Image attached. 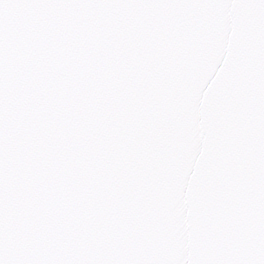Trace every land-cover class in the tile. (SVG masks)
Masks as SVG:
<instances>
[{"label":"snow or ice","instance_id":"6c2138e0","mask_svg":"<svg viewBox=\"0 0 264 264\" xmlns=\"http://www.w3.org/2000/svg\"><path fill=\"white\" fill-rule=\"evenodd\" d=\"M208 9L264 45V0H0V264H264V52L223 119L238 60L174 131L154 95L173 18Z\"/></svg>","mask_w":264,"mask_h":264},{"label":"water","instance_id":"95a60500","mask_svg":"<svg viewBox=\"0 0 264 264\" xmlns=\"http://www.w3.org/2000/svg\"><path fill=\"white\" fill-rule=\"evenodd\" d=\"M241 17L233 9L193 10L173 18L176 25L160 47V58L155 67L154 95L160 113L167 114L162 127L175 130L193 104V87L201 67L210 55L223 56L225 65L238 60L231 81L217 105V114L223 119L233 114L245 101L251 108L256 87L258 45L254 32L243 34L238 29ZM232 22V30L221 27ZM249 24L254 19L248 18ZM206 105L205 100L200 101ZM201 115L207 116L206 112Z\"/></svg>","mask_w":264,"mask_h":264}]
</instances>
